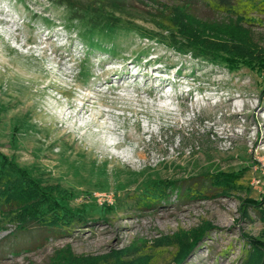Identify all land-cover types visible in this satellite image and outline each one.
<instances>
[{
	"label": "rangeland",
	"instance_id": "obj_1",
	"mask_svg": "<svg viewBox=\"0 0 264 264\" xmlns=\"http://www.w3.org/2000/svg\"><path fill=\"white\" fill-rule=\"evenodd\" d=\"M59 1L0 0V154L77 220L47 239L0 216V264H264V77L170 46L258 58L264 7L237 16L205 0H137L121 14L112 0ZM73 10L87 19L70 22ZM86 91L111 111L99 126L65 129L46 112L80 107ZM99 138L126 146L107 155ZM225 173L236 174L227 191L204 182ZM195 180L202 197L160 195L162 183Z\"/></svg>",
	"mask_w": 264,
	"mask_h": 264
},
{
	"label": "trees",
	"instance_id": "obj_2",
	"mask_svg": "<svg viewBox=\"0 0 264 264\" xmlns=\"http://www.w3.org/2000/svg\"><path fill=\"white\" fill-rule=\"evenodd\" d=\"M62 1V2H61ZM59 1L60 4L69 3L67 0ZM97 3H104L105 0H93ZM137 0H112L115 10L118 13L124 14L120 7L135 3ZM211 4L213 10L218 12H233L235 15L246 16L248 13L245 9L251 7H264V1L256 4L255 0H205ZM70 6V4H68ZM130 7V6H128ZM82 16H77L73 10V16L69 18L70 22L84 21ZM175 19L172 17V20ZM173 22H175L173 20ZM168 33L170 30H165ZM173 35V33H172ZM178 36V35H177ZM180 36L183 38L182 34ZM148 40L152 38L147 37ZM184 40V41H183ZM180 41L173 39L175 44H170L171 47H177L181 54L191 53L195 58L214 57L219 62L213 61V64H224L229 69L235 70L240 66H247L252 71L264 77V55L258 58H246L241 54H230L225 51L216 50L207 45H198L191 40L186 41L184 38ZM115 43V42H114ZM99 42L92 43L93 46H99ZM163 44V42H161ZM183 48L188 50H183ZM239 65V66H238ZM208 145V143L206 144ZM231 173H225L224 176L214 175L209 176L204 182L208 183L212 189H221L227 191L229 187L234 186ZM166 189L161 196L165 197L167 191H178L187 198L202 197L205 193L204 188H201V183L193 182L187 184V181H171L170 183H162ZM198 187V188H197ZM59 192H54L46 189L39 181L30 178L26 170L18 167L7 156L0 154V216L12 217L15 214L20 215L17 232L30 233L31 228L37 227L41 234L39 238L44 236L49 239L53 236L65 235L73 225H75L76 216L61 205L62 196L57 197ZM62 195V194H60ZM160 196V197H161ZM220 196V195H219ZM253 202L260 203L262 201L252 199ZM78 218V217H77ZM38 241V240H36ZM35 241V242H36Z\"/></svg>",
	"mask_w": 264,
	"mask_h": 264
},
{
	"label": "bare ground",
	"instance_id": "obj_3",
	"mask_svg": "<svg viewBox=\"0 0 264 264\" xmlns=\"http://www.w3.org/2000/svg\"><path fill=\"white\" fill-rule=\"evenodd\" d=\"M54 55L56 56L58 54L55 52ZM63 60H64V63H63ZM65 60H66V57L62 59L61 63L65 64ZM149 63L151 64V62H149ZM60 70L61 69H59V71ZM122 71L117 72V73L112 72L111 75L114 76L116 80H120V82H123V81L126 80V78L123 75H121ZM127 74L129 75V77H131L129 73H127ZM177 75H178V72L176 73V76ZM102 76L103 75H101L100 77H102ZM153 76H155V70L151 73V77H153ZM100 77H98V79H100ZM163 77H164V74H159L157 76V79L163 81V83L161 84V87L163 88V90H165V88H167L166 84H167L168 80L166 78H163ZM111 84H112V82H110V81L106 82V85H110V88H111ZM120 88H121V86L117 87V89H120ZM142 97L143 96L141 95L140 97H138L139 98L138 100L137 99L136 100L133 99V100L135 102H137V103H142V100H141ZM96 100L97 99L95 97L91 96L90 91H86L84 95H80L77 98V102L81 103L80 107H79V105H77V103L76 104L75 103H70V104H67V105L58 104L57 106L50 108L49 111H46V112L49 113L50 115H52V118L54 120L57 119L60 122H62L63 123V127L65 129H68L69 127L70 128L72 127V129L74 131L81 130V129H84V130L88 131L92 127L99 126L101 123H103L104 120H106V117L111 114V111L107 112V111H104V109L102 110V108L100 106V103H98ZM161 100L163 101V99H161ZM259 107L260 106H258L257 108H259ZM83 117H85V118H83ZM79 119H82V121H84L81 126H78ZM118 130L119 129L115 130V128H114V130L112 131L113 133H111V134L112 135L114 134V135L117 136L118 135ZM151 131L150 130H146L144 133L145 134H153ZM101 134H102V132H98L96 135H93V136L95 138H98L99 135H101ZM128 137H131V135L130 136L128 135ZM257 137H259L258 139H260L261 141L264 142V135L262 134L261 130H258ZM96 143H97L98 146L101 147V145H102L104 147L102 149L105 152V154H107V155H110L112 150L119 151V150L123 149L126 146V143H122V142L106 143V141H104L102 138H99L98 142H96Z\"/></svg>",
	"mask_w": 264,
	"mask_h": 264
}]
</instances>
